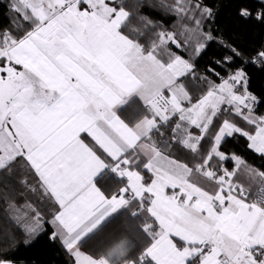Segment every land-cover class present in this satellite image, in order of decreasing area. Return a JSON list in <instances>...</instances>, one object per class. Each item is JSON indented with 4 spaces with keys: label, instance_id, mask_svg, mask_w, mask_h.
I'll return each instance as SVG.
<instances>
[{
    "label": "snow or ice",
    "instance_id": "snow-or-ice-1",
    "mask_svg": "<svg viewBox=\"0 0 264 264\" xmlns=\"http://www.w3.org/2000/svg\"><path fill=\"white\" fill-rule=\"evenodd\" d=\"M226 5L264 30V0H0V264L42 238L62 264H264V31L226 36Z\"/></svg>",
    "mask_w": 264,
    "mask_h": 264
},
{
    "label": "trees",
    "instance_id": "trees-1",
    "mask_svg": "<svg viewBox=\"0 0 264 264\" xmlns=\"http://www.w3.org/2000/svg\"><path fill=\"white\" fill-rule=\"evenodd\" d=\"M219 28L225 33L226 36H231L234 33H240L245 30L247 27L246 39L249 41H259L262 37V30L259 27H254L252 25L245 26L235 19L234 12L232 11L231 5H226L218 17ZM220 50L215 44L209 49L208 55L205 56L200 61V67L207 63L208 59L212 56H218ZM249 72L253 76L254 84L259 85L261 81H264V73L259 72L255 68H250ZM234 150L238 153L242 152V143L241 145L234 146ZM180 159H186L184 156H180ZM247 159L250 163L259 165L260 161L252 157L251 155L247 156ZM6 225L0 222V248L7 246L4 230ZM11 258L17 261V264H32L33 261L40 262V264H62V258L56 259L53 250L47 245L46 238L40 239L31 247H24L22 244L18 247V250L11 253Z\"/></svg>",
    "mask_w": 264,
    "mask_h": 264
}]
</instances>
